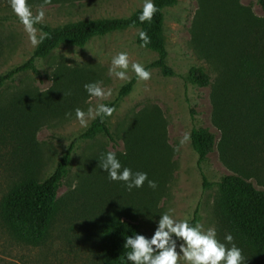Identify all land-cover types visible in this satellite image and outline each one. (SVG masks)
<instances>
[{
	"label": "rangeland",
	"instance_id": "1",
	"mask_svg": "<svg viewBox=\"0 0 264 264\" xmlns=\"http://www.w3.org/2000/svg\"><path fill=\"white\" fill-rule=\"evenodd\" d=\"M144 3L51 0L44 5L43 0H28L34 15L43 5L40 24L51 29L129 20L142 12ZM163 15L165 62L174 74L156 65L162 52L153 46L148 28L134 25L83 46L60 43L35 59L41 78L23 70L0 87V264H104L101 232L107 220L127 216L153 235L159 216L170 209L178 222L190 223L197 214V225L204 231L214 228L226 247L232 246L224 239L230 233L242 264H264V253L244 247L228 230L219 205L225 175L243 176L264 190V106L254 81L238 75L245 56H264V11L259 0H175ZM35 27L39 36L43 31ZM142 31L150 38L146 47H141ZM39 46L30 43L9 0H0V77L26 64ZM120 52L129 58L126 80L109 75L111 60ZM134 63L151 73L148 81L138 80ZM62 67L83 74L80 81L67 79L60 101L53 102L49 94ZM194 68L210 76V86L185 79ZM98 81L111 94L90 98L84 85ZM114 102L117 110L109 124L118 144L103 134L78 142L48 238L38 247L17 242L1 219L6 196L23 180L44 181L56 171L70 144L97 118H88L82 127L76 108L87 113ZM198 128L216 137L205 163L192 143ZM108 152L116 154L122 167L146 172L156 189L145 181L142 188L128 191L121 182L110 181L99 166ZM178 264L186 262L180 258Z\"/></svg>",
	"mask_w": 264,
	"mask_h": 264
},
{
	"label": "trees",
	"instance_id": "2",
	"mask_svg": "<svg viewBox=\"0 0 264 264\" xmlns=\"http://www.w3.org/2000/svg\"><path fill=\"white\" fill-rule=\"evenodd\" d=\"M175 0H156L157 11L151 21L141 23L138 16L129 20H112L103 22H82L70 24L62 28L51 29L40 23L39 27L48 37L40 43L34 56L23 66L13 69L5 76L0 77V87L11 80L23 70H31L41 78L35 59L48 55L60 43L72 46H83L90 39L114 30H121L134 25L148 28L154 40V47L162 52L157 66L165 68L167 74H174L166 65L165 48L161 37L163 26V10L172 6ZM259 5L264 11V0H259ZM82 72L70 71L65 67L55 73V87L53 95L49 94L50 101L59 102L64 94L67 79L80 81ZM244 81H254L258 96L264 106V56L247 55L240 61L238 72ZM185 79L191 83L208 87L211 78L194 68ZM133 82L128 84L121 92L120 97L126 95L132 88ZM114 109L110 117H97L91 126L79 135L68 147L56 171L44 181L29 178L15 185L1 205V219L14 239L26 246L38 247L44 244L49 236L52 226L59 213V192L63 182L70 172L73 153L78 142L93 139L103 134L110 142L117 145L109 120L117 110V102L107 104ZM192 143L199 156L200 163L209 160V155L216 147L215 135L206 128L194 129ZM220 209L228 230L236 237L241 245L251 251L264 253V190L258 189L252 181L239 175H225L220 183ZM198 224L197 214L190 222ZM135 234L151 238L139 224L127 216L107 220L102 227L101 242L104 264H131L127 261L126 253L130 251L124 247L128 236Z\"/></svg>",
	"mask_w": 264,
	"mask_h": 264
},
{
	"label": "clouds",
	"instance_id": "3",
	"mask_svg": "<svg viewBox=\"0 0 264 264\" xmlns=\"http://www.w3.org/2000/svg\"><path fill=\"white\" fill-rule=\"evenodd\" d=\"M51 0H43V4L50 3ZM9 5L18 18V21L29 36L30 43L35 47L48 37V33L41 32L37 36L36 24L44 18L43 5L41 10L35 15L28 4V0H9ZM157 8L152 0H145L143 10L138 16L141 23L151 21ZM139 38L142 41L141 47H146L150 43V38L146 32H140ZM129 68V58L126 52H120L111 60L109 75L115 76L119 80H126ZM132 71L140 81H148L151 73L141 64L131 65ZM84 89L89 97L103 98L110 95L101 87V82L87 83ZM114 109L105 104H98L93 110L89 108L87 113L80 108L75 109V117L82 127L87 126V119L94 117H110ZM94 113V115H93ZM70 116L71 114H66ZM187 139V137H185ZM100 168L107 172V178L112 182H121L128 191L140 189L147 181L150 189H156L157 184L154 180L148 179L146 172H133L130 168L122 167L120 160L114 152L103 154L99 161ZM166 212L159 216L156 221V229L147 238L141 234L128 236L124 242V247L130 249L126 253L127 261L131 264H178L182 258L186 264H242L243 257L241 250L232 243L233 236L226 234L224 239L231 244L226 247L216 238V230L209 228L202 230L199 225H192L188 220L176 221ZM179 242V252L177 244Z\"/></svg>",
	"mask_w": 264,
	"mask_h": 264
}]
</instances>
